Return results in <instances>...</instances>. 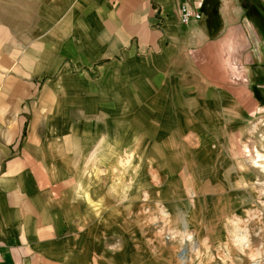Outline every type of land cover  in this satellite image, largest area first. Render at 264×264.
<instances>
[{
  "label": "rangeland",
  "instance_id": "374dc122",
  "mask_svg": "<svg viewBox=\"0 0 264 264\" xmlns=\"http://www.w3.org/2000/svg\"><path fill=\"white\" fill-rule=\"evenodd\" d=\"M44 1L0 0L3 52L37 57L49 45ZM143 3L130 9L128 49L109 51L98 68L51 60L43 69L72 94L67 114L86 134L75 175L97 213L96 240L81 243L70 264H264V158L254 163L264 118L246 116L240 138L231 105H216L229 101L224 93L255 89L251 68L238 49L216 59L191 43L139 49Z\"/></svg>",
  "mask_w": 264,
  "mask_h": 264
},
{
  "label": "crops",
  "instance_id": "0c3cea01",
  "mask_svg": "<svg viewBox=\"0 0 264 264\" xmlns=\"http://www.w3.org/2000/svg\"><path fill=\"white\" fill-rule=\"evenodd\" d=\"M141 2L139 49L175 52L191 43L207 59L238 49L234 56L250 66L248 86L255 89L245 96L224 93L229 101L217 108L231 105L240 138L246 116L264 118V0H45L42 32L49 45L37 49V57L8 54L0 44V264H70L83 253L81 243L96 240L97 213L74 170L86 134L67 114L75 110L71 92L58 89L53 69H43L51 60L56 68H98L109 51L128 49L130 9ZM185 4L202 20L182 24ZM115 23L119 45L112 39ZM235 141L243 142L237 135ZM258 158L264 154L258 151L254 163Z\"/></svg>",
  "mask_w": 264,
  "mask_h": 264
},
{
  "label": "built area",
  "instance_id": "2783aa9c",
  "mask_svg": "<svg viewBox=\"0 0 264 264\" xmlns=\"http://www.w3.org/2000/svg\"><path fill=\"white\" fill-rule=\"evenodd\" d=\"M202 13L196 11L188 5H183L180 8V21L182 24L188 25L192 21L202 20Z\"/></svg>",
  "mask_w": 264,
  "mask_h": 264
}]
</instances>
